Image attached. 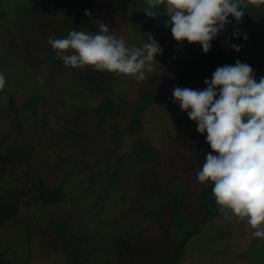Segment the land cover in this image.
<instances>
[{"label": "rangeland", "instance_id": "obj_1", "mask_svg": "<svg viewBox=\"0 0 264 264\" xmlns=\"http://www.w3.org/2000/svg\"><path fill=\"white\" fill-rule=\"evenodd\" d=\"M97 3L110 31L129 44L139 45L141 33L149 31L159 42L162 52L146 79L101 73L90 65L65 66L48 44L49 36L67 35L69 27L59 23L63 15L44 13L47 7L41 6L29 18L24 13L27 0H0V71L6 81L0 89V153L23 150V159L29 156L28 162L0 170V253L5 254L6 264H66L47 222L78 209V203L71 202L73 190L81 192L90 184L80 178L81 173L68 178L65 185L70 193L65 204L44 210L36 168L51 187L62 183L73 170L93 168V172L110 175L135 165L128 167L132 172H127L128 178L122 176L116 188L115 183L107 188L105 184L93 191L94 207L109 192L114 195L106 205L113 210L105 211L108 219L98 236H105L100 243L110 251V264H157L170 258L173 244L185 230L198 225L196 198L203 184L196 179L188 158L196 123L173 102L172 89L202 88L201 72L165 49L148 28L149 16L136 0ZM245 13L249 21L241 35L226 39L224 57L234 55L247 62L259 79L264 75V0H245ZM244 33L246 40L242 39ZM177 43L202 52L198 42ZM232 43L240 46L239 51ZM92 72H97L98 80L88 84L84 77ZM104 101L112 104L102 123L94 109ZM145 141L159 153L151 165H139L141 161L135 157L136 145ZM156 186L168 194L175 190L187 196L182 213L174 217L170 208L165 214L149 208V220L142 216L131 221L139 193ZM21 212L25 218H16ZM159 220L165 221L161 228ZM251 232L245 220L223 215L190 239L177 264H264V238ZM117 236L122 238L125 262L117 263L110 244Z\"/></svg>", "mask_w": 264, "mask_h": 264}, {"label": "clouds", "instance_id": "obj_2", "mask_svg": "<svg viewBox=\"0 0 264 264\" xmlns=\"http://www.w3.org/2000/svg\"><path fill=\"white\" fill-rule=\"evenodd\" d=\"M146 4V15L166 16L163 23L174 40L198 42L205 53L223 34L229 17L239 24L245 14V0H146ZM161 4L163 8H157ZM85 15H90L88 10ZM98 29L93 33L73 28L66 36H49L48 44L65 66L90 65L101 73L124 74L137 81L153 72L162 48L152 32L141 33L142 42L136 45L115 35L103 21ZM238 35L240 30H234L232 36ZM242 39H247L246 33ZM231 47L239 51L240 46ZM5 82L0 71V89ZM204 84L172 89L173 102L196 123L198 133L206 134L210 148L196 179L201 184L211 182L226 219L245 220L252 236L264 238V75L257 79L252 66L237 59L217 66Z\"/></svg>", "mask_w": 264, "mask_h": 264}, {"label": "trees", "instance_id": "obj_3", "mask_svg": "<svg viewBox=\"0 0 264 264\" xmlns=\"http://www.w3.org/2000/svg\"><path fill=\"white\" fill-rule=\"evenodd\" d=\"M98 1L99 0H27V5L24 6V13L27 17L31 18L33 13L40 10L41 6L47 7L48 11L44 13H61L63 15L62 20L59 22L63 28L69 27V30L75 28L77 30L95 33L99 30L98 25L103 21L104 17L102 9L99 8L97 3ZM136 1L144 8L149 7L146 4V0ZM157 8L162 9L163 5H158ZM85 10H88L90 15H85ZM246 14L247 13L244 14L239 24L229 17L230 23L226 25L223 34L218 35L212 41V47L207 53L203 52V50L202 52H198L189 44H178L171 35L170 27L164 26L163 21L166 19V16L163 13L156 17L149 16L147 25L148 28L157 35L158 40L172 56L184 59L187 64L201 72L203 77V88L205 87L204 79L211 78V74L217 66L225 63L231 64L237 60L234 55L224 57V47L226 39L232 37L233 31L239 29L241 32L243 27L246 26V23H248L249 15ZM51 52L52 51L45 52L46 56L50 57ZM64 72L63 70L62 73ZM97 77V72L88 73L85 75L84 81L88 84H94L98 80ZM111 104L110 101H104L99 104L97 107L98 109H94V112L100 116L102 123H105L104 121L108 117ZM205 135L206 134L198 133L196 127L194 128L193 142L189 147L188 158L196 172L199 171L204 162L205 153L210 150L209 145L205 141ZM24 154L25 152L23 150L0 153V170L7 169L12 165H20L22 161L28 162L29 156L23 159ZM157 154L159 153H157L156 149L148 146L146 141L141 142L135 147V157H138L141 161L139 165H151L157 158ZM138 158L136 159L138 160ZM129 166L134 167L135 165L129 164L126 170L118 171L110 175L101 170L93 172V168H88V170L83 168L79 171L73 170L67 174L62 183L60 182V184L51 187L47 186L45 183L41 169L36 168V177L43 189L42 204L44 210H49L50 208H56L65 204L66 195L70 193L68 186L65 185L68 178L70 179L72 176L81 173L82 176L80 178H82L83 181L87 180L90 184L89 187H82L81 192H75L73 190V197L75 200L71 199V202L78 203V209H74L71 213H66L62 216L50 219L47 222L49 233L60 247L66 259V264H97L98 262V264H110V251H108L107 248L105 249V246L100 243L102 240L101 238L105 236L101 238L98 236H100L102 232L103 223L108 219L107 214L109 212L106 214L105 211L113 210L106 208L110 205V201L114 198V195L112 191L109 192V194L94 207L92 204L95 200L93 191L98 190L105 184L106 188L113 183L116 184L114 185L115 188L119 186L122 181V176L125 175V177L128 178L127 172H132L129 170ZM132 170L134 171L135 168H132ZM131 179L132 178H129L130 183H132ZM211 189V182L203 184V188L201 187L197 195L196 207L199 212L198 225L195 228L185 230L181 238L173 244L170 258L157 264H177L183 257L190 239L199 234L202 229L211 225L216 219L223 217L224 214L221 212L220 206L217 205ZM162 198H167L169 200H161ZM186 198L187 196H185L184 193L173 190L168 194L161 186H156L148 192L139 193V198L136 203L133 204L134 207L130 214V219L134 222L142 216H146L147 218H144V220H149V208L159 209L160 213L164 214L166 213V209L168 210L170 208L171 210L169 212L172 213L174 217H178L186 206ZM78 199L79 201H77ZM119 200L124 203L122 197H120ZM130 205L132 206V204ZM15 217L21 219L25 218V215L21 212V215L17 214ZM164 224L165 221H158V227L161 228ZM110 244L114 247L112 250L117 257V263L125 262L122 238L117 236L115 239L111 240ZM0 264H6L4 253H0Z\"/></svg>", "mask_w": 264, "mask_h": 264}]
</instances>
